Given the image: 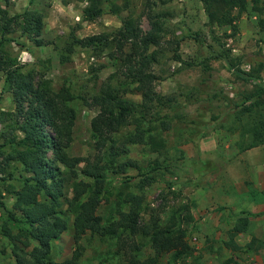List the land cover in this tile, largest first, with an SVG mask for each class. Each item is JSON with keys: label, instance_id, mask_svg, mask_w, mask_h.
I'll list each match as a JSON object with an SVG mask.
<instances>
[{"label": "rangeland", "instance_id": "1", "mask_svg": "<svg viewBox=\"0 0 264 264\" xmlns=\"http://www.w3.org/2000/svg\"><path fill=\"white\" fill-rule=\"evenodd\" d=\"M114 2L120 3L119 0ZM143 2L129 0L133 14L141 16V27L146 29ZM84 5L83 0H70L65 4L60 0H11L7 7L9 14L27 6L42 13V29L33 35L40 38L42 44L35 46L28 37L13 31L7 35L10 40L3 47L22 63L24 70H32L36 79L49 80L53 90L66 83L74 93L88 100L97 91L99 83L115 68L107 51L96 53L75 46L70 53L63 55L66 59L61 62L60 50L71 35L80 38L111 32L121 25L127 13L124 10L111 13L103 4V12L99 16L84 20L81 17ZM156 7L169 13L166 36H175L179 40L176 51H173L172 44L162 45L157 61L151 64L156 74L154 90L173 97L171 105L159 108L160 113L171 118L172 125L166 131H159L165 143L160 152H150L146 144L128 145L126 157L136 160L141 169L128 167L116 173L108 169L106 182L113 193L123 190L143 196L142 221L155 210L159 212L160 220L166 222L178 206L190 204L191 222L186 226H190L187 242L191 253L177 261H172L169 254H163L159 264H264V123L259 125L264 121V93L257 98L253 90L254 81L235 76L226 68L224 61L216 57L227 53L236 58L238 67L245 71L262 62L258 76L264 81V27L258 24L259 18L264 19V14L253 9L251 0H244L243 9L232 11L236 16L232 30L229 25L209 23L200 0H171ZM188 30L198 32L202 41L185 37ZM175 54L179 59L174 58ZM99 64L103 67L94 72ZM124 97L134 103L140 101L136 92L125 93ZM69 104L76 116L67 151L70 155L91 156L95 151L92 122L98 109L85 106L78 99L71 100ZM12 108L10 95L2 90L0 82V109ZM252 127L258 129L259 143L248 147L255 138ZM131 128H121L114 138H121ZM194 130L196 134L205 130V135L189 137ZM46 154L50 156L49 151ZM154 163L159 168L143 175V170ZM6 182L19 187L17 180ZM3 187L0 180V199L10 210L13 198ZM65 196H70L69 190L65 191ZM112 201V196L106 197L97 213L107 214L113 208ZM61 211L67 225L50 243L48 257L51 260L69 258L77 250V264L121 262L120 256L114 254V238L85 232L75 240L72 215L67 211L66 203L61 205ZM5 213L0 207V223ZM242 217L247 219V225L234 238L241 249L231 250L224 245L226 231ZM251 236L256 238L253 243L256 249H245ZM139 241L144 244L138 255L150 254L146 241ZM0 264H14L10 242L1 234Z\"/></svg>", "mask_w": 264, "mask_h": 264}, {"label": "trees", "instance_id": "2", "mask_svg": "<svg viewBox=\"0 0 264 264\" xmlns=\"http://www.w3.org/2000/svg\"><path fill=\"white\" fill-rule=\"evenodd\" d=\"M1 1L0 82L2 90L9 93L13 108L0 109V180L13 201L9 210L0 199V207L6 212L0 223V234L10 242L14 264H77V250L61 261L48 257L51 241L66 229L67 220L61 211L63 203L72 215L74 239L85 232L114 238V254L121 258L119 264H159L163 254H169L172 261L189 255L191 247L187 235L190 226L186 224L191 222L190 204L178 206L166 222L160 220L159 212L155 210L142 221L143 196L123 190L113 193L106 182L108 169L113 173L125 171L128 167L141 169L136 160L126 157L128 145L146 144L150 152H160L164 148V139L159 131L170 129L172 123L171 118L160 113L159 108L168 107L174 101L172 96H164L154 90L156 74L151 64L157 61L165 43L172 44L173 51L178 47V38L166 36L169 13L156 7L171 0H144L142 13L147 21L146 29L141 27V16L133 14L129 0H119L120 3L83 0L85 5L81 9V17L84 20L99 16L103 12V4L111 13L121 10L127 13L121 25L111 32L80 38L71 35L60 50L61 62L66 59L63 55L70 53L75 46L96 53L107 51L115 68L99 83L97 91L88 100L74 93L66 83L53 90L49 80L36 79L32 70H24L22 63L4 49V43L10 40L7 35L13 31L28 37L35 46L41 45L42 40L33 35L41 31L43 16L31 6L9 14L7 7L11 0ZM69 1L60 0L64 4ZM200 1L209 23L229 25L232 30L236 17L232 14L233 9L240 11L244 8V0ZM251 2L253 9L263 15L264 0ZM258 24L264 27V19L259 18ZM185 37L202 41L200 34L192 30H188ZM150 47L153 49L149 50ZM216 57L222 59L235 76L253 80L257 98L264 93V81L258 76L262 62L245 71L238 67V60L227 53ZM174 58L179 59V56L175 54ZM102 67L99 64L93 71L97 72ZM128 92L138 93L140 101L134 103L126 99L124 94ZM74 99L98 109L92 122L95 151L91 156L70 155L67 151L76 116L69 102ZM263 123L262 120L259 125ZM129 126L132 128L124 136L114 138L121 128ZM257 130V127L251 128L255 138L248 147L259 143ZM196 133L195 130L190 132L189 137ZM203 135L205 130L196 137ZM47 151L50 156H47ZM158 168L157 163L148 165L142 174L147 175ZM7 180H17L19 187L15 188ZM66 190L70 192L68 198ZM110 196L113 198L111 212L104 216L98 214L101 201ZM246 225L245 217L238 218L226 231L224 245L231 250L241 249L234 238ZM139 239L146 241L150 254L138 255L144 244ZM255 241L256 238L251 236L245 249H256Z\"/></svg>", "mask_w": 264, "mask_h": 264}]
</instances>
